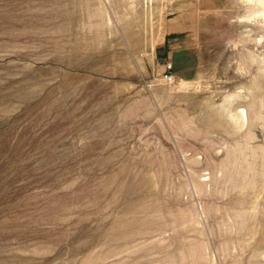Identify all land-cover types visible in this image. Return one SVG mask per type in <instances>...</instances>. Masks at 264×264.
Returning <instances> with one entry per match:
<instances>
[{
	"label": "rangeland",
	"instance_id": "obj_1",
	"mask_svg": "<svg viewBox=\"0 0 264 264\" xmlns=\"http://www.w3.org/2000/svg\"><path fill=\"white\" fill-rule=\"evenodd\" d=\"M0 264H264V0H0Z\"/></svg>",
	"mask_w": 264,
	"mask_h": 264
},
{
	"label": "bare ground",
	"instance_id": "obj_2",
	"mask_svg": "<svg viewBox=\"0 0 264 264\" xmlns=\"http://www.w3.org/2000/svg\"><path fill=\"white\" fill-rule=\"evenodd\" d=\"M242 114H243V115H245V112H244V111H242ZM245 117H246V116H245Z\"/></svg>",
	"mask_w": 264,
	"mask_h": 264
}]
</instances>
